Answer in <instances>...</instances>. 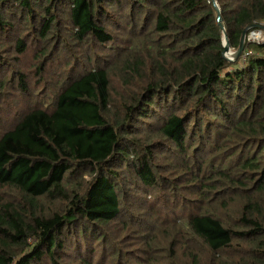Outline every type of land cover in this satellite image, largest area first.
<instances>
[{"label":"trees","instance_id":"1","mask_svg":"<svg viewBox=\"0 0 264 264\" xmlns=\"http://www.w3.org/2000/svg\"><path fill=\"white\" fill-rule=\"evenodd\" d=\"M217 14L264 0H0V264H264V41Z\"/></svg>","mask_w":264,"mask_h":264},{"label":"water","instance_id":"2","mask_svg":"<svg viewBox=\"0 0 264 264\" xmlns=\"http://www.w3.org/2000/svg\"><path fill=\"white\" fill-rule=\"evenodd\" d=\"M216 22H217V24L219 26V30H220V33H221V36H222V39H223V46H224V48H223V52L222 53L225 55V57H226V59L228 61H231L232 62L241 53V50H242V48L244 46V40H245V36H246L245 35L246 34V31H244L242 33V37H241V40H240V43H239L238 48L233 52V54H231V53H228L229 47H228V43H227V38L225 36L224 25H223L222 20L220 19L219 14H217V16H216ZM228 54H230V56H232V58H229L227 56ZM231 59H233V60H231Z\"/></svg>","mask_w":264,"mask_h":264},{"label":"built area","instance_id":"3","mask_svg":"<svg viewBox=\"0 0 264 264\" xmlns=\"http://www.w3.org/2000/svg\"><path fill=\"white\" fill-rule=\"evenodd\" d=\"M249 30V32H247ZM246 31L248 36H245L244 44L247 43H258L264 41V23L263 26L258 25H252L249 27ZM247 54V53H246Z\"/></svg>","mask_w":264,"mask_h":264},{"label":"rangeland","instance_id":"4","mask_svg":"<svg viewBox=\"0 0 264 264\" xmlns=\"http://www.w3.org/2000/svg\"><path fill=\"white\" fill-rule=\"evenodd\" d=\"M262 26H263V24H262ZM248 32H249V31H248ZM245 35L248 36L247 33H246ZM246 43H247V42H246ZM251 43H252V42H251ZM259 43H261V42H259ZM234 51H235V50H233V51H232V50H229L228 53L233 54ZM227 56H228V55H227ZM228 57H229V56H228ZM229 58H232V56H230ZM231 60H233V59H231ZM114 76H115V75H114ZM53 79L56 80V77L53 78ZM53 79H51V80H53Z\"/></svg>","mask_w":264,"mask_h":264},{"label":"bare ground","instance_id":"5","mask_svg":"<svg viewBox=\"0 0 264 264\" xmlns=\"http://www.w3.org/2000/svg\"><path fill=\"white\" fill-rule=\"evenodd\" d=\"M228 56L230 57V54H228Z\"/></svg>","mask_w":264,"mask_h":264}]
</instances>
